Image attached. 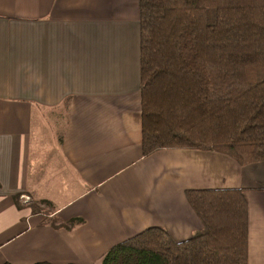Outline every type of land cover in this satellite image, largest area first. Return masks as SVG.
Masks as SVG:
<instances>
[{
	"label": "crops",
	"instance_id": "1",
	"mask_svg": "<svg viewBox=\"0 0 264 264\" xmlns=\"http://www.w3.org/2000/svg\"><path fill=\"white\" fill-rule=\"evenodd\" d=\"M141 124L139 0H0V264H99L149 227L184 240L200 228L185 190L215 188H243L248 264H264V161L142 157Z\"/></svg>",
	"mask_w": 264,
	"mask_h": 264
},
{
	"label": "trees",
	"instance_id": "2",
	"mask_svg": "<svg viewBox=\"0 0 264 264\" xmlns=\"http://www.w3.org/2000/svg\"><path fill=\"white\" fill-rule=\"evenodd\" d=\"M139 94L142 157L187 148L239 166L264 161V0H139ZM22 194L12 196L17 208L54 211L45 199L20 204ZM185 197L200 221L190 237L149 227L99 264H248L243 188L187 189ZM81 222L48 220L67 229Z\"/></svg>",
	"mask_w": 264,
	"mask_h": 264
},
{
	"label": "rangeland",
	"instance_id": "3",
	"mask_svg": "<svg viewBox=\"0 0 264 264\" xmlns=\"http://www.w3.org/2000/svg\"><path fill=\"white\" fill-rule=\"evenodd\" d=\"M51 152L55 153L53 150ZM34 200H36V199L32 198V196H30V195H21L20 198H19L20 204H22V205H24L26 203L33 202ZM40 207H42V209H47L48 210L46 205L40 204Z\"/></svg>",
	"mask_w": 264,
	"mask_h": 264
}]
</instances>
